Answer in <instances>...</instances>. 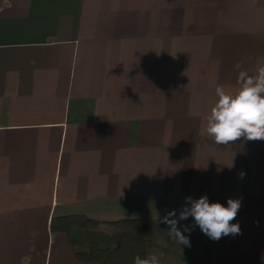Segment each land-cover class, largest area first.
I'll use <instances>...</instances> for the list:
<instances>
[{"label": "crops", "instance_id": "crops-1", "mask_svg": "<svg viewBox=\"0 0 264 264\" xmlns=\"http://www.w3.org/2000/svg\"><path fill=\"white\" fill-rule=\"evenodd\" d=\"M258 59L264 0H0V264H79L70 215L145 220L161 264H264V140L201 138ZM205 194L241 234L177 244L158 217Z\"/></svg>", "mask_w": 264, "mask_h": 264}, {"label": "clouds", "instance_id": "clouds-1", "mask_svg": "<svg viewBox=\"0 0 264 264\" xmlns=\"http://www.w3.org/2000/svg\"><path fill=\"white\" fill-rule=\"evenodd\" d=\"M237 70L235 90L217 85L216 101L206 118V126L201 138L214 141L215 144H228L240 138L246 140H264V60H257L254 71L244 68L241 62L234 65ZM244 173L240 174L241 178ZM185 205L179 210L172 209L162 217L160 223L168 226L167 233L177 244L190 247L191 241L185 232L198 226L212 240L223 236L241 234V226L232 223L241 207L242 198H229L227 205L210 202L207 194L198 199L188 196ZM193 218L194 225L180 226V221ZM163 243V242H161ZM160 255L151 254L133 258V264H161Z\"/></svg>", "mask_w": 264, "mask_h": 264}, {"label": "trees", "instance_id": "trees-1", "mask_svg": "<svg viewBox=\"0 0 264 264\" xmlns=\"http://www.w3.org/2000/svg\"><path fill=\"white\" fill-rule=\"evenodd\" d=\"M51 230L68 237L79 264H133L147 256L149 239L143 219L99 222L84 215L54 217Z\"/></svg>", "mask_w": 264, "mask_h": 264}]
</instances>
